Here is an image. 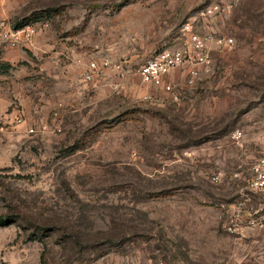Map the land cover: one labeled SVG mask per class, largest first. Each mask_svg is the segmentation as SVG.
I'll use <instances>...</instances> for the list:
<instances>
[{
  "label": "rangeland",
  "instance_id": "1",
  "mask_svg": "<svg viewBox=\"0 0 264 264\" xmlns=\"http://www.w3.org/2000/svg\"><path fill=\"white\" fill-rule=\"evenodd\" d=\"M222 1L0 0V20L48 23L0 49V264H264V0L197 25L234 44L192 87L164 78L180 101L137 73Z\"/></svg>",
  "mask_w": 264,
  "mask_h": 264
},
{
  "label": "built area",
  "instance_id": "2",
  "mask_svg": "<svg viewBox=\"0 0 264 264\" xmlns=\"http://www.w3.org/2000/svg\"><path fill=\"white\" fill-rule=\"evenodd\" d=\"M239 0H225L222 2H212L201 8L193 20L182 22L179 29V45L176 48L160 49L148 58L137 68L140 81L144 84H151L161 87L166 99L178 102L184 97L181 87L172 82L164 81V78L175 68H187L186 86L192 87L200 79L199 68L205 75L214 73L211 60L212 45L217 48L229 47L234 44L231 36L214 35L212 33H201L197 28L198 24L205 22L208 18L215 16L227 17L236 6ZM47 22L16 27L7 20H0V49H15L29 47L33 45L38 32L45 30ZM109 65L107 59H102L101 64L98 60L88 62L87 70L84 72V80L91 81L100 67ZM117 69H121V64H116ZM21 118L17 122H21ZM29 133H34L32 127ZM264 165V157L260 160ZM258 180L254 183L256 188H264V168L258 169Z\"/></svg>",
  "mask_w": 264,
  "mask_h": 264
},
{
  "label": "trees",
  "instance_id": "3",
  "mask_svg": "<svg viewBox=\"0 0 264 264\" xmlns=\"http://www.w3.org/2000/svg\"><path fill=\"white\" fill-rule=\"evenodd\" d=\"M10 223V220L8 217H2L0 216V226H5Z\"/></svg>",
  "mask_w": 264,
  "mask_h": 264
}]
</instances>
